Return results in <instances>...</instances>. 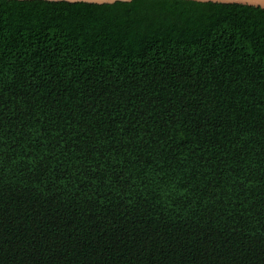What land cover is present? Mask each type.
<instances>
[{"label":"trees","instance_id":"16d2710c","mask_svg":"<svg viewBox=\"0 0 264 264\" xmlns=\"http://www.w3.org/2000/svg\"><path fill=\"white\" fill-rule=\"evenodd\" d=\"M0 264H264V8L0 0Z\"/></svg>","mask_w":264,"mask_h":264},{"label":"water","instance_id":"95a60500","mask_svg":"<svg viewBox=\"0 0 264 264\" xmlns=\"http://www.w3.org/2000/svg\"><path fill=\"white\" fill-rule=\"evenodd\" d=\"M48 1H67L71 3H95V4H105V3H115L118 1H132V0H48ZM203 2H218V3H239L244 5H250L255 7L264 8V0H197Z\"/></svg>","mask_w":264,"mask_h":264}]
</instances>
